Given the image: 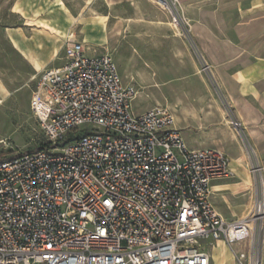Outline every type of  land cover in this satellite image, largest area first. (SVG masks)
<instances>
[{
	"label": "built area",
	"instance_id": "built-area-1",
	"mask_svg": "<svg viewBox=\"0 0 264 264\" xmlns=\"http://www.w3.org/2000/svg\"><path fill=\"white\" fill-rule=\"evenodd\" d=\"M149 1L180 26L178 0ZM63 50L30 94L47 146L0 159V264H211L217 241L236 264H258L260 166H250L260 188L251 211L225 219L210 197L212 181L234 175L229 157L187 148L165 107L133 112L137 91L108 52L90 54L73 34ZM244 241L249 254L233 248Z\"/></svg>",
	"mask_w": 264,
	"mask_h": 264
},
{
	"label": "rangeland",
	"instance_id": "rangeland-1",
	"mask_svg": "<svg viewBox=\"0 0 264 264\" xmlns=\"http://www.w3.org/2000/svg\"><path fill=\"white\" fill-rule=\"evenodd\" d=\"M234 4L238 6L235 0H179L182 23L176 28L149 0H120L108 5L105 0H0V142H4L0 159L46 145L29 108L31 78L37 71L11 45L10 37L17 31L30 36L46 34L44 29L64 28L65 36L73 34L86 43L89 53L109 51L114 57L123 79L136 88L133 112L152 106L168 108L188 144L198 147L226 151L237 139L247 167L241 165V159L235 163L247 174L248 141L243 130L234 125L231 92L217 74L248 53V10H243L245 3L241 11L232 10ZM108 32L118 34L114 45L104 41ZM211 33L223 38L212 42ZM225 35L232 42L240 36V45L218 47L217 40L223 41ZM226 77L223 75L225 82ZM84 127L99 126L91 123ZM227 155L233 157L231 152ZM259 189L254 184L253 195ZM254 237L258 241L253 253L257 251L264 264V219L256 224ZM206 248L211 264H236L223 242ZM233 248L251 252L248 241Z\"/></svg>",
	"mask_w": 264,
	"mask_h": 264
},
{
	"label": "crops",
	"instance_id": "crops-1",
	"mask_svg": "<svg viewBox=\"0 0 264 264\" xmlns=\"http://www.w3.org/2000/svg\"><path fill=\"white\" fill-rule=\"evenodd\" d=\"M105 1L108 5V3L117 4L120 0H114L115 2L113 1V3L110 0ZM235 1L238 3V6L234 4L231 6L232 10H240L242 7L241 5L244 3L246 7L243 8V10L245 12L248 10V53L244 54L243 60H234L226 68L217 72V74L222 78L221 83L225 89L231 92L229 99L234 116L240 123V128L245 133L248 141V175L238 170L234 162L236 159H241V165L247 167L244 163V155L237 139L235 140L236 142H232V144L228 145L226 151L219 149L226 155L229 154V152L233 154V157L230 159V168L234 171V175L229 178L212 181V194L210 199L216 211L227 220L243 218L249 214L252 209L254 198L253 186L255 180L249 172L251 164L260 166L264 176V0ZM151 4L166 15L168 23L171 25L168 13L155 4ZM239 20L240 19H238V21ZM65 30L64 28L54 29L53 31L44 29L46 34L37 33L30 36L20 34L17 31L13 37H10L11 45L18 50L22 57L37 71L31 78L32 87L34 79L40 72L47 68L60 66L65 62L63 40L62 42L60 41V37H65ZM55 31L58 34H55ZM204 32L206 33V29ZM110 33L111 32H108L106 34L104 40L109 46L114 45L115 40L113 41V39L118 35ZM219 35L220 36H216L211 33L210 40L214 42L213 39H218V37L222 39L223 37L221 34ZM240 40L241 37L237 36V41L232 42L226 36V39L224 38L223 41L217 40L216 44L218 43V47L220 48L224 47V44L230 47H238L240 45ZM206 44V46L210 48V44L208 42H206ZM90 54L97 55L98 53ZM110 56L122 82L124 84H132L130 81L123 79L117 62L111 54ZM245 59H248V62L247 60L245 61ZM57 61L60 63L56 64L55 62ZM225 74L227 75L226 82L223 80V75ZM174 127L180 130L187 148H212L188 144L182 129L177 125L175 120ZM249 154H251L250 156L252 157H250ZM231 180H235L236 182ZM214 243L216 244L218 241ZM214 243L211 246H213Z\"/></svg>",
	"mask_w": 264,
	"mask_h": 264
},
{
	"label": "bare ground",
	"instance_id": "bare-ground-1",
	"mask_svg": "<svg viewBox=\"0 0 264 264\" xmlns=\"http://www.w3.org/2000/svg\"><path fill=\"white\" fill-rule=\"evenodd\" d=\"M179 1V0H178ZM235 162V161H234ZM240 171H242V170H240ZM250 172V171H249ZM247 173V172H246ZM248 174V173H247ZM256 227V226H255ZM219 242V241H218ZM258 250V249H257ZM254 254V255H253ZM251 253V255L254 257V260L258 263V264H261V260H260V258H259V255L257 254V251H256V253Z\"/></svg>",
	"mask_w": 264,
	"mask_h": 264
},
{
	"label": "trees",
	"instance_id": "trees-1",
	"mask_svg": "<svg viewBox=\"0 0 264 264\" xmlns=\"http://www.w3.org/2000/svg\"><path fill=\"white\" fill-rule=\"evenodd\" d=\"M45 146H47V145H45Z\"/></svg>",
	"mask_w": 264,
	"mask_h": 264
}]
</instances>
